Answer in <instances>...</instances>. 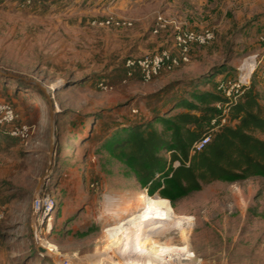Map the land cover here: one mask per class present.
<instances>
[{"label": "rangeland", "instance_id": "374dc122", "mask_svg": "<svg viewBox=\"0 0 264 264\" xmlns=\"http://www.w3.org/2000/svg\"><path fill=\"white\" fill-rule=\"evenodd\" d=\"M109 2L45 0L28 10L0 3V70L46 90L0 77V100L14 106L21 122L37 128L26 143L0 134V208H6L0 264H87L132 255L130 233L121 232L135 215L119 216L116 204L149 194L110 154L108 142L137 121L162 128L156 117L185 112L176 105L191 101L193 93H216L218 79L236 80L250 56L264 53L258 41L264 0H150L126 18L111 10L119 0ZM117 11L126 12L124 4ZM161 14L183 18L189 25L180 20L181 25L192 30H212L215 41L194 49L200 57L195 62L191 57L189 64L149 83L137 73L124 84L128 58L148 56L144 51H152L163 32L172 40L171 31L151 33ZM110 17L134 26H91ZM52 83H58L54 91ZM262 83L258 75L255 84ZM169 203L190 220L168 231L166 224L158 232L151 226L136 233L138 244L150 240L166 250L189 245L192 262L179 257L174 264H264V179L216 182L175 206Z\"/></svg>", "mask_w": 264, "mask_h": 264}, {"label": "trees", "instance_id": "16d2710c", "mask_svg": "<svg viewBox=\"0 0 264 264\" xmlns=\"http://www.w3.org/2000/svg\"><path fill=\"white\" fill-rule=\"evenodd\" d=\"M44 1L37 0L33 7ZM257 76L233 105L228 124L219 131L210 133L211 123L219 114L216 106L226 101L218 90L220 80H237L227 76L217 81L216 93H193L191 101L176 105L185 112L156 117L162 128L150 120L124 125L108 142L110 154L127 165L150 196L158 194L173 206L216 182L235 184L264 179V140L260 137L264 135V83L255 84ZM212 81L210 77L205 85ZM14 82L42 91L25 82ZM206 136H211L210 143L192 154L193 146ZM176 162L178 167H174Z\"/></svg>", "mask_w": 264, "mask_h": 264}, {"label": "built area", "instance_id": "2783aa9c", "mask_svg": "<svg viewBox=\"0 0 264 264\" xmlns=\"http://www.w3.org/2000/svg\"><path fill=\"white\" fill-rule=\"evenodd\" d=\"M36 1L37 0H0V3H14L20 10H28L33 7ZM108 1H110V5L116 2V0ZM91 26L94 28L124 30L131 29L134 23L127 19L110 17L104 20H94ZM163 31H171L175 52L160 50L142 58H128L125 61L126 77L123 81L124 84L129 83L137 73H139L142 81L149 83L160 77L163 73L173 72L181 66L191 62L192 51L195 48L207 47L215 41V33L212 30H191L182 26L178 20L167 18L161 14L155 18L151 33L153 35H159ZM258 41L264 46V23L262 24ZM255 75H260V77L264 79V53L250 56L239 69V76L236 81L220 80L218 90L222 93L226 101L216 106L219 114L211 123V134L219 131L228 124L233 105L237 104L244 92L251 87L252 79ZM19 118L20 117L12 105L0 101V133L9 135L11 138L17 139L21 143H26L35 136L37 128L34 124H18ZM210 141L211 136H206L204 139L197 142L193 146L192 154L201 152ZM178 166L179 163L176 162L174 167ZM43 203L47 204V199H44ZM42 212L43 210L41 209L39 215L42 214ZM47 212L49 213V209ZM5 215L6 208H0V221L5 218Z\"/></svg>", "mask_w": 264, "mask_h": 264}, {"label": "bare ground", "instance_id": "6f19581e", "mask_svg": "<svg viewBox=\"0 0 264 264\" xmlns=\"http://www.w3.org/2000/svg\"><path fill=\"white\" fill-rule=\"evenodd\" d=\"M58 88V83H52L49 90L54 91ZM59 109V108H58ZM119 216L125 217L127 214H134V218L123 224L122 234L130 233L129 240L130 251L132 255L127 258L114 257L111 260L100 259L87 264H174L179 257H182L188 263L192 262L189 245L182 249L171 247L168 250L158 246L156 242L146 240L142 244L136 242L135 235L138 232L150 231L149 227L153 226L151 231L158 232L162 228V224H166L169 228L166 230L174 229L182 225L184 221L190 219L177 215L172 209L168 200L161 197H152L146 193L140 194L137 201L128 202L126 199H119L115 208ZM39 226V225H38ZM50 228L52 226L50 225ZM187 242V241H186ZM52 251L56 249L51 245H46ZM160 249V250H159ZM161 254V255H160ZM168 257L167 260L162 262L161 258ZM83 264V263H79Z\"/></svg>", "mask_w": 264, "mask_h": 264}, {"label": "crops", "instance_id": "0c3cea01", "mask_svg": "<svg viewBox=\"0 0 264 264\" xmlns=\"http://www.w3.org/2000/svg\"><path fill=\"white\" fill-rule=\"evenodd\" d=\"M147 3H150V0H121V1L119 0V2L117 3V6H115V9H114L115 11H113V9H111V10H112L113 14L115 13V15L117 17H120V18L125 17L126 18L127 16H130L131 12L133 11V9H135L136 6H138V4H141L140 6H142V5H145ZM122 4H124V9L126 10V12L124 11V13H122L123 15L117 11V9H119V7H122ZM171 5L172 4H170V5L168 4V6H171ZM180 20L183 21L186 25H189L183 18ZM180 20H179V22L181 23ZM189 29H191V28H189ZM154 41L155 40H153V42ZM157 41H158V44L154 45L155 48L152 51H150V52L144 51L145 55L152 54V53L159 51V50H170V51L175 52L173 42H172V40L170 41V38L167 36V33L163 32L161 34V36L159 37V39H157ZM192 58H193L194 62L200 58L199 54L196 52V50L193 51ZM218 80H220V79H218Z\"/></svg>", "mask_w": 264, "mask_h": 264}, {"label": "water", "instance_id": "95a60500", "mask_svg": "<svg viewBox=\"0 0 264 264\" xmlns=\"http://www.w3.org/2000/svg\"><path fill=\"white\" fill-rule=\"evenodd\" d=\"M0 77H3L5 79H9V80H14V81H18V82H25L27 83L28 85H31V86H35L37 88H40L44 93H46V90L40 85L39 82L37 81H31V80H28L24 77H20V76H17V75H14L12 73H7L5 71H2L0 70ZM49 101H52L51 98H49ZM51 113H52V128L54 129L55 127V120H54V108H53V104L51 102ZM53 155V151H51V156ZM40 251H43V253H45V250H40Z\"/></svg>", "mask_w": 264, "mask_h": 264}]
</instances>
